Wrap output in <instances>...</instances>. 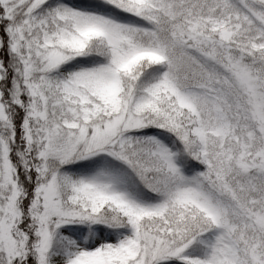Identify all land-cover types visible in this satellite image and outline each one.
Instances as JSON below:
<instances>
[{"label": "snow or ice", "instance_id": "snow-or-ice-1", "mask_svg": "<svg viewBox=\"0 0 264 264\" xmlns=\"http://www.w3.org/2000/svg\"><path fill=\"white\" fill-rule=\"evenodd\" d=\"M0 264H264V0H0Z\"/></svg>", "mask_w": 264, "mask_h": 264}]
</instances>
